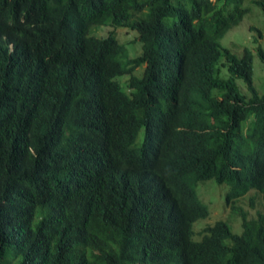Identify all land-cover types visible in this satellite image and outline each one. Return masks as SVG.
Masks as SVG:
<instances>
[{
  "label": "trees",
  "instance_id": "trees-1",
  "mask_svg": "<svg viewBox=\"0 0 264 264\" xmlns=\"http://www.w3.org/2000/svg\"><path fill=\"white\" fill-rule=\"evenodd\" d=\"M243 2L0 0V264L220 263L211 237L185 229L184 205L199 179L222 183L226 171L241 175L240 195L264 191V89L252 70L254 54L264 65L262 32L251 25L240 54L219 46ZM251 2L264 15V0ZM93 23L112 29L82 41ZM118 27L137 33L140 55ZM188 30L204 39L185 47ZM124 110L134 129L151 113L157 138H116ZM224 149L233 165L249 161L226 168ZM75 160L87 170L66 166ZM242 212L239 235H217L233 246L221 263L264 264V213Z\"/></svg>",
  "mask_w": 264,
  "mask_h": 264
},
{
  "label": "clouds",
  "instance_id": "clouds-1",
  "mask_svg": "<svg viewBox=\"0 0 264 264\" xmlns=\"http://www.w3.org/2000/svg\"><path fill=\"white\" fill-rule=\"evenodd\" d=\"M249 1L251 2V0H249ZM244 2H245V0H244ZM244 2H243V4H244ZM243 8H245L244 5H242L240 7V9H243ZM242 19H243V16L239 20L241 21ZM232 20H236V18L232 17ZM237 22L235 23V25H237L239 23V22L238 23ZM98 25H102V24H95V23L91 24L88 28V32L86 35L87 38L82 37V41H89L90 38L97 37V36L89 35V31L92 27L98 26ZM235 25H233L232 27H234ZM118 28H122V27H118ZM115 29H117V28H115ZM115 29H113V33H114ZM108 34L109 33H107L103 37H106ZM224 35L225 34H223V36ZM103 37L101 36L98 38H103ZM114 37L117 39L115 34H114ZM200 39H204L203 31L188 30V31H185L182 35V44L185 47L189 48V47H191V45L193 43L198 42ZM220 39H219L220 48H225V47L220 45ZM117 41H118V39H117ZM121 44H124V43H121ZM212 46L214 49H216V47H217V45H215V44H212ZM126 50L128 51V49H126ZM128 54H129V51H128ZM138 55H140V54H138ZM138 55H136V56H138ZM129 57L132 58V56H130V55H129ZM133 57H135V56H133ZM144 65L145 64H143V66ZM236 79H235V83H236ZM126 84H127V82L125 81V78H122V80L120 82L121 89L126 90ZM244 84L246 86L245 82H244ZM236 85H237V83H236ZM237 87H238V85H237ZM238 89H239V87H238ZM176 91H178V92L180 91V85L177 87L176 90L171 89L168 96L164 95L166 101L170 102L171 100H174L175 99L174 94H176ZM239 91H240V89H239ZM257 92L259 94H261L258 90H257ZM241 93L244 94L243 92H241ZM228 97H229V100L231 102H234L233 99L229 95H228ZM130 114H131L130 110H124L119 114L116 121L114 123H112V125H111L112 130H113L116 138H118L120 141H122L123 143H126V144H128L130 141L133 140L132 144L130 145V148L137 146L136 144L138 143L139 137L141 139V141H140L141 145L147 139L157 138L155 121L152 118L151 113H147L148 118H146L144 116L142 117V119L138 118L139 121H138V124H137L135 129L130 125ZM188 121H189V119H188ZM173 124L177 125L179 128L181 127V125H178L174 122H173ZM221 151L226 155V164L224 166L226 168L231 166L232 168L237 169L242 164H247V162L249 161V156L247 158H242L240 156L239 158L241 160V164L233 165L232 160H231V155L229 154L228 149H224ZM66 166L74 172H78L80 170H87L86 163L82 160L71 161ZM258 175L259 176L262 175V172L259 170H258ZM109 176L112 177V173L111 174L109 173ZM240 177H241V175L236 171H226L219 176L222 183H217L216 181H215V183H217L218 185H226L227 188H226L225 195H224V206L227 209L233 211L239 217V222H238V220H235L234 224L239 223L240 227H241V222H243V214H242L243 213L242 212L243 206L241 205L240 202L244 198H247L248 207L254 209L256 205L253 204L254 201H252V198L249 199L250 193H262L263 197L259 196V197H257V199L261 198L264 201V191L260 192V191L255 190V189H250L247 192H245L244 194L240 195L239 194V185L242 182L240 180ZM200 181H201V179H199L198 182H200ZM173 208H177V201L176 200H175V204L173 205ZM184 209L187 211H190V217L186 215L184 218L185 229L187 230L188 227H191V230L193 232V239L195 241H199L202 237L203 238L211 237L213 239V241H211V243H212L214 249L220 255V257H219L220 263L219 264H222L221 260H220V258H221L220 250H230L233 248V246L227 240L217 239V235L219 233L227 234L229 232L239 235L241 232L240 233H234L231 229V226L228 224V222L223 220V219H216L215 221H211V219L209 217L210 211H209L207 204L202 202L198 198L197 194H196L195 198L188 196V200L184 205ZM184 209H183V211H184ZM244 211L247 213V216H248L247 219L256 218V215L250 216L248 210H244ZM215 237H216V239H215ZM254 260H255V257L247 260V262L252 263Z\"/></svg>",
  "mask_w": 264,
  "mask_h": 264
},
{
  "label": "rangeland",
  "instance_id": "rangeland-1",
  "mask_svg": "<svg viewBox=\"0 0 264 264\" xmlns=\"http://www.w3.org/2000/svg\"><path fill=\"white\" fill-rule=\"evenodd\" d=\"M245 7L249 8V11L243 16V19L234 27L230 28L225 35L220 39V45L229 48L232 52L240 54L244 46L252 48V41L254 35L257 37V32L249 29L251 25H254L262 32V38H258L259 43L264 47V15L255 4L251 3L249 0H245ZM112 28L104 25L94 26L90 29L89 35L103 37ZM114 34L118 39V42L124 43L128 48L130 56H136L141 52V45L138 41L136 43H130L136 38L137 33L135 31L129 30L127 28H117L114 30ZM143 67H137L134 70L135 76H141ZM253 83L255 88L261 93L264 89V65L258 59L256 54H254L253 63ZM122 78V77H121ZM236 83L241 92L246 93L248 90L242 81V79L237 78ZM140 137L138 138L137 146L140 144ZM197 196L198 198L207 204L210 211L211 221L216 219H223L228 222L234 233H240V224H234L235 220L239 217L231 210L224 206V195L226 191V185H218L214 180H209L205 182L197 183ZM196 185V186H197ZM263 197L262 193H250L249 199L253 198L255 208H249L247 204V198H244L240 203L244 210L249 211L250 216H255L257 210L264 213V201L263 199L257 197Z\"/></svg>",
  "mask_w": 264,
  "mask_h": 264
}]
</instances>
